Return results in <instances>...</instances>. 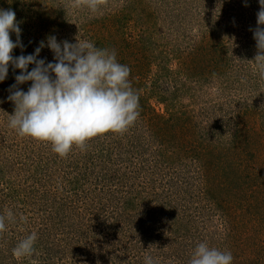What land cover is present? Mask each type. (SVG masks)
I'll list each match as a JSON object with an SVG mask.
<instances>
[{"label": "rangeland", "instance_id": "rangeland-1", "mask_svg": "<svg viewBox=\"0 0 264 264\" xmlns=\"http://www.w3.org/2000/svg\"><path fill=\"white\" fill-rule=\"evenodd\" d=\"M0 9L20 23L24 47L14 57L35 54L49 36L79 35L115 50L140 104L125 132L61 157L8 127L9 89L21 74L9 65L0 82V214L13 221L0 233V264H189L201 242L230 251L232 264H264V78L251 31L259 0H103L96 12L74 0H0ZM39 59L55 62L48 47ZM152 109L165 116L167 141L183 135L175 152L159 151ZM32 232L35 253L15 258Z\"/></svg>", "mask_w": 264, "mask_h": 264}, {"label": "clouds", "instance_id": "clouds-1", "mask_svg": "<svg viewBox=\"0 0 264 264\" xmlns=\"http://www.w3.org/2000/svg\"><path fill=\"white\" fill-rule=\"evenodd\" d=\"M102 3L103 0H74V6L83 5L92 12L98 11ZM259 4L258 27L250 30L258 49L253 62L264 78V0ZM11 33L16 34L15 42ZM20 36L15 11L0 9V82L7 78L9 65L21 73L15 77L16 84L8 96L15 105L14 114L8 115V127L19 136L49 143L54 153L64 157L73 147L84 150L94 138L122 134L138 120L139 93L131 85V69L118 62L114 49L97 47L79 35L76 43L58 42L55 36H49L47 44L40 42L35 54L14 57V49L24 47ZM45 47L54 53L55 62L39 59ZM29 65L35 67L29 71ZM28 82L31 86L27 92L18 87ZM11 221V211L0 214V233ZM37 239V233L32 232L20 240L12 249L13 256H32ZM233 259L230 251L201 242L189 264H232ZM146 264H154L151 257H146Z\"/></svg>", "mask_w": 264, "mask_h": 264}, {"label": "trees", "instance_id": "trees-1", "mask_svg": "<svg viewBox=\"0 0 264 264\" xmlns=\"http://www.w3.org/2000/svg\"><path fill=\"white\" fill-rule=\"evenodd\" d=\"M15 77H16V75H14ZM168 109V108H167ZM171 110H172V108H171ZM152 111V112H151ZM150 112H151V114H152V119L153 120H155V121H157L158 123L156 124V126H152V131L154 132V134H155V136H156V142H157V144H158V148H160V152H162L163 151V149H164V147L167 145V144H172L173 146H171V147H169V148H172V150H174V152H175V150L176 149H178V148H180V146L185 142V140H184V138L182 137L183 135H180L179 136V139L177 140V141H175V142H172V141H167L166 139L169 137V132H164L163 131V126H165V122H166V120H165V116H163V114H160V113H157V112H155V110L154 109H152ZM168 111V110H167ZM171 113V114H170ZM167 114L169 115V118L170 117H173L172 115H174L173 114V111H168L167 112ZM240 119H241V117L238 115L237 117H235V119H234V126H236V127H240V125H241V123H242V121H240ZM153 120H151V121H153ZM155 121H153V123L155 122ZM170 121H173V119L171 118L170 119ZM161 122L163 123V126H162V124H161ZM233 127V126H232ZM177 129H179V128H177ZM239 133H240V128L239 129H235V132H233L232 133V138L234 139V144H236L237 143V137L239 136ZM231 136V135H230ZM181 137V138H180ZM155 138V137H154ZM178 138V137H177ZM186 145V144H185ZM236 146V145H235ZM235 146L233 147V148H231V149H234L235 148ZM203 155H205V153H202ZM199 156V153H197V157ZM171 157H173V155L171 154L170 155V158ZM199 158V157H198ZM211 158V157H210ZM209 159V158H208ZM240 161H243V160H240ZM227 162V161H226ZM229 169H231V166L230 167H228ZM225 173H226V171H225Z\"/></svg>", "mask_w": 264, "mask_h": 264}]
</instances>
